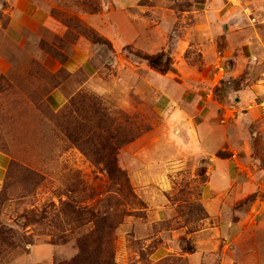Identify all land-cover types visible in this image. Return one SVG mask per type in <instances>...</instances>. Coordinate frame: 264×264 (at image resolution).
I'll return each instance as SVG.
<instances>
[{
    "label": "rangeland",
    "instance_id": "1",
    "mask_svg": "<svg viewBox=\"0 0 264 264\" xmlns=\"http://www.w3.org/2000/svg\"><path fill=\"white\" fill-rule=\"evenodd\" d=\"M225 1L146 0L123 13L152 18L149 31L167 5L200 4V14L192 13L200 21L172 17L167 31L170 51L178 52L175 38L195 39L203 27L190 35L193 23L206 24L221 54L220 85L211 82L216 67H201L193 79L202 86L196 94L202 116L209 115L210 129L224 143L215 155L230 162L232 184L209 202V157L175 160L173 151L163 153L162 143H170L157 108L136 90L148 72L168 74L144 56L163 57L161 68L171 72L176 63L161 47L142 51L154 44L151 34L115 48L95 28L102 0H43L58 29L40 30L25 42L0 31V51L10 66L0 71V152L17 164L7 172L0 159V264L70 262L83 243H95L93 220L104 217L114 233L101 264H264V0H229L239 8L232 26L229 17L217 19ZM9 9L0 0V29L8 27ZM113 19L131 29L121 40L142 32ZM183 57L201 60L195 49ZM166 83L156 81L155 96H165ZM179 89L169 100L194 99ZM58 90L66 103L56 110L50 96ZM228 225L232 236L222 234Z\"/></svg>",
    "mask_w": 264,
    "mask_h": 264
},
{
    "label": "crops",
    "instance_id": "2",
    "mask_svg": "<svg viewBox=\"0 0 264 264\" xmlns=\"http://www.w3.org/2000/svg\"><path fill=\"white\" fill-rule=\"evenodd\" d=\"M5 1L10 8L6 11L9 13L8 27L6 29L2 28L0 31L6 34L10 39L15 37L25 42L31 35L40 36V30L57 31L58 24L52 16L51 10L44 5L43 0ZM144 1L146 0H102L103 12L94 20L95 28L99 35L105 40L112 42L115 48L135 42L139 39L140 35H146L147 38H150L148 34H151L152 37L148 40L151 42L154 41V44L151 45L149 51L146 49L142 51L150 53L158 47H161L169 56L176 58V63L173 65L172 72L171 69L166 75H159L154 72L149 74L148 72L144 78L138 81L136 90L141 93L142 98L146 101H151L155 108H157L156 113L160 116L162 122V132L165 134L166 131L168 134V142L170 143H162L161 151L163 153L165 150H169V152L173 151L176 156L175 160H179L181 157L188 158L189 156H194L198 159L209 157V163L207 165L209 168V182L204 190V202H209L211 200L216 201L220 194H222L223 188L230 183L232 184V179H230V162L218 158L215 155L220 151V148L224 146V143L221 144L219 139H217L216 132L210 129L211 126L207 121L209 115L206 117L202 116L205 108L200 106V102L198 101L199 96L196 95L202 86L200 84L194 85L193 79L202 74L200 70L201 67L208 68L209 70L216 67L217 73L214 75V81L211 80V82L214 84V87L220 85L225 77V71L219 70V67L223 66L220 64L221 59H219L221 54L218 52L215 40L209 38V34L206 31L208 28L207 25L204 24L200 26L198 22L193 23L192 26L194 28L192 27L188 30L189 34L191 35V33L197 32L198 26L200 28L203 27V29L201 28L203 32L200 34L199 32L198 34L196 33L195 39L191 37L180 38L178 36L175 38L179 46L178 52L176 50L170 51L169 49V34L167 29L172 23L171 18L176 17V21L181 19V23H184L187 18H190L189 15H193L192 13H194V15H197V13L200 14V11L197 9L200 8L198 2L189 6L184 3L180 5L174 4L175 7L173 4L167 6L164 4L163 6H166V9H164L162 21L159 23L154 22L155 27L148 31L147 27L152 24V22L150 24L152 18L148 19V17H146L142 20L137 16L126 15L128 11L140 8ZM230 2L232 4H230ZM230 2L227 0L223 3V6L220 5L217 19L226 20L227 17H229L228 19H230V24L232 26L234 24V17L239 13V8L232 6L233 4L235 5L236 2ZM240 2H242V0H240ZM216 4L217 2H214L215 7ZM174 8H186V11H180L178 15H176ZM189 9L193 11H188ZM222 9H226L223 17V13H221L223 11ZM204 15L205 14H203V17H205ZM114 17H121L123 19L121 21L126 22L125 26L129 28L134 26V28H138L142 30V32L137 33L139 36L136 35L133 40H121L127 33L131 32V29H124L119 21L113 19ZM195 17L196 16H194V19L200 21L199 17ZM186 21H188V19ZM188 49H195L196 54L201 60L197 63H191L188 59H183V55ZM229 49H232L231 46L224 51L225 56ZM82 53H84V51H82ZM35 54L40 55V52L37 51ZM218 61L219 64L217 63ZM4 62V54L0 51V71L7 73L10 71V66L5 65ZM216 63L217 66H215ZM158 79L159 81L161 80L168 83H166L167 85H165L163 92L165 96H155L158 89L156 85ZM173 88H182L184 91L188 90L190 94H192L191 98L194 99L188 101L189 99L186 98L183 100V103L169 100L172 96L171 90ZM50 102L56 107V110H58L66 103V96L63 95L62 91L58 90L50 96ZM1 158L6 159L8 167L5 168V171L8 172L11 159L0 152V159ZM216 211L217 210L213 208L212 214H214V212L216 213ZM222 231V234L225 236H232L234 228L228 225L224 227ZM228 247L229 246H226V248ZM191 256L196 257L197 253ZM224 259H226L225 262L228 260L227 257Z\"/></svg>",
    "mask_w": 264,
    "mask_h": 264
},
{
    "label": "trees",
    "instance_id": "3",
    "mask_svg": "<svg viewBox=\"0 0 264 264\" xmlns=\"http://www.w3.org/2000/svg\"><path fill=\"white\" fill-rule=\"evenodd\" d=\"M143 59L146 60L152 68L158 69L161 73H168L170 71V69H168V68L167 69L161 68V66H162L161 64L163 63V57H156V56L147 55V56H144ZM7 155L10 157L9 154H7ZM218 157L222 158L223 156L220 153V154H218ZM15 166H17L16 161L11 160L9 168L12 169ZM62 203H64V207L68 210V212H70L72 214H77V211H76L77 207L76 206L72 205L71 203L64 202V201H62ZM78 210H80V209H78ZM79 214H81V213L79 212ZM79 216H81V215H79ZM96 218H97L96 216H93V219H96ZM93 221L97 224L96 225V233L98 231L97 239H96V241H94L95 243L90 247H87L86 244L83 243L80 246V253L78 254V256H76L70 262H63L61 264H101V257L103 256V254L108 249V248H106V245L109 247L113 246L112 238H113L114 228L112 225H110L108 223L106 217L100 218V219L97 218L96 221L95 220H93ZM104 242H106V243H104ZM102 263H106V261L104 260V261H102ZM107 264H111V263L107 262Z\"/></svg>",
    "mask_w": 264,
    "mask_h": 264
},
{
    "label": "built area",
    "instance_id": "4",
    "mask_svg": "<svg viewBox=\"0 0 264 264\" xmlns=\"http://www.w3.org/2000/svg\"><path fill=\"white\" fill-rule=\"evenodd\" d=\"M219 70L224 71L223 66H222V67H219ZM220 80H221V79H220ZM260 108H261V112H262V114H263V116H264V100L261 102V104H260Z\"/></svg>",
    "mask_w": 264,
    "mask_h": 264
}]
</instances>
